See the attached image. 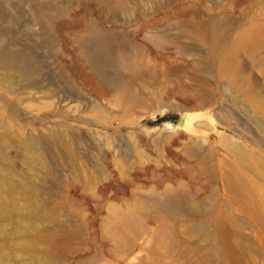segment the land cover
I'll use <instances>...</instances> for the list:
<instances>
[{
  "label": "rangeland",
  "instance_id": "1",
  "mask_svg": "<svg viewBox=\"0 0 264 264\" xmlns=\"http://www.w3.org/2000/svg\"><path fill=\"white\" fill-rule=\"evenodd\" d=\"M214 37L261 108L216 77ZM0 84V125L46 151L33 167L12 135L3 148L0 264H221L185 213L147 211L170 192L225 209L193 219L222 217L233 264H264V232L224 182L233 146L264 157V0H0ZM128 209L140 226L119 242L113 213Z\"/></svg>",
  "mask_w": 264,
  "mask_h": 264
},
{
  "label": "bare ground",
  "instance_id": "2",
  "mask_svg": "<svg viewBox=\"0 0 264 264\" xmlns=\"http://www.w3.org/2000/svg\"><path fill=\"white\" fill-rule=\"evenodd\" d=\"M103 1L106 5H111L113 0ZM218 44L219 42H217L216 37H214V39L210 43H208V51H210L211 57H214L216 60V77H222L226 79V87L229 91L234 93V96L237 98V100H245L253 104L254 107L255 105H257L259 108H261L260 104L257 103V97L253 94V92L245 89L242 85H240L241 81L240 83L238 82L231 62H228L226 58L223 59V57H221L223 54L220 56ZM222 45L224 49L228 46V44ZM199 69L203 71L204 68L203 66H200ZM19 72L21 74H25L23 70H19ZM240 79L242 80L241 77ZM0 86L2 87L1 84ZM4 90L10 91V88L4 87ZM200 109H203V107H200ZM261 110H263V108ZM186 120H189L190 125V121H192V118H185L184 122H186ZM257 125L264 134V119L257 120ZM11 135L12 139L15 138V140L18 141L17 145L20 149L29 151L33 154V167L37 164H41L40 159H42V155L44 153L43 151H45L40 146L41 138L38 137L37 139H24L23 137L21 138L19 136L11 134L7 127L0 125V167L4 165L7 169L4 180L2 182H7L12 177L10 163L8 162L3 150V148L8 144L7 139ZM52 139L57 145L65 146V141L61 135H52ZM205 140L206 139L204 138V141ZM230 156L236 164L230 168L229 172L231 173V176L229 177V179H227L225 176L224 182L227 183L228 181V184L231 187L229 190L231 202L238 204L237 206L242 209L243 213H247L253 216V218H255L259 222L260 229L264 232V186L257 184L258 186L256 187L252 183V178L248 175L249 172H258L263 175L264 178V157H253L252 155L245 152L240 146H233L230 149ZM171 203L175 204L178 207V210L172 209V206H170ZM4 210L6 211V208H4ZM147 211L154 212L156 214L155 216L158 217H161L165 214L180 215L185 213L184 215L189 217L190 230L193 233L200 235L201 238L207 243V248H205L203 251L202 260H215L220 262L221 264H233V261L231 259V246H228L226 241V232L224 229L222 217L218 216L215 217L214 220L210 219L200 222L193 219V216L199 213H202L204 217L222 215L226 212L225 209L221 208L211 211L209 208H207V205H203V202L192 199L191 197L184 195V193L182 194L181 192H170L166 197L163 198H151L147 206ZM113 219L114 226L116 227L115 230L117 234V240L119 242H125L131 239L140 226L137 217V210L135 209L115 211L113 213ZM162 235L168 249L171 250L172 248H179V250L185 252V248L187 247L185 245H187V243L181 241V238L178 236L174 228L163 229Z\"/></svg>",
  "mask_w": 264,
  "mask_h": 264
},
{
  "label": "water",
  "instance_id": "3",
  "mask_svg": "<svg viewBox=\"0 0 264 264\" xmlns=\"http://www.w3.org/2000/svg\"><path fill=\"white\" fill-rule=\"evenodd\" d=\"M184 120H185V112H183L178 120H177V123H176V126L179 127V128H182L183 127V123H184Z\"/></svg>",
  "mask_w": 264,
  "mask_h": 264
},
{
  "label": "trees",
  "instance_id": "4",
  "mask_svg": "<svg viewBox=\"0 0 264 264\" xmlns=\"http://www.w3.org/2000/svg\"><path fill=\"white\" fill-rule=\"evenodd\" d=\"M161 119H156V120H154V121H150V123H152V124H154V123H156V122H159Z\"/></svg>",
  "mask_w": 264,
  "mask_h": 264
}]
</instances>
